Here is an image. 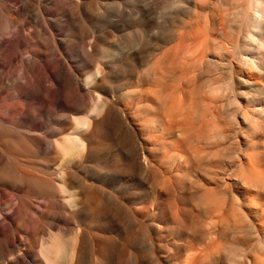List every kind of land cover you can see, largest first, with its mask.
I'll use <instances>...</instances> for the list:
<instances>
[{
  "label": "rangeland",
  "instance_id": "1",
  "mask_svg": "<svg viewBox=\"0 0 264 264\" xmlns=\"http://www.w3.org/2000/svg\"><path fill=\"white\" fill-rule=\"evenodd\" d=\"M72 1L76 4L59 0L55 35L62 62L69 72L73 71L81 87L73 83L57 87L58 97L65 99L59 98L62 105L54 123L44 122V127L34 131L0 132V169L16 180L17 188L32 183L26 178L28 174L48 179L58 169L62 173L59 185L62 178L68 179L70 171L73 175L75 208L66 205L64 201L70 195L57 184L59 223L51 229L47 209L43 210L45 219L32 228L30 247L37 252L49 249L52 231L60 236L59 258L63 264H79L77 259L84 252L88 253V264H217L221 256L225 264H231L237 255L244 261L252 258L258 241L246 218L239 180L250 155L257 165L264 157V93L251 90L252 98L247 103L242 95L246 88L236 75L240 71L234 68L240 66V52L253 55L257 61L262 53L253 45H244L236 1ZM46 19L50 17L46 15ZM45 38L44 55L48 59V36ZM228 42L235 46L230 48ZM259 63L264 68L263 62ZM97 71L102 74L98 90L106 96L110 115L96 127L90 149L77 154L69 164L62 149L38 152L25 136L48 141L47 133L54 129L55 139L63 142L92 108L94 100L86 85ZM124 88L133 95L118 101ZM71 96L77 100L67 108ZM158 98H162L161 103L156 102ZM183 100L187 108L180 103ZM241 106L247 109L241 111ZM244 111L253 120V131L242 129ZM169 116L174 117L173 122ZM157 117L165 120L167 130L163 133L144 124ZM177 117L179 124L175 126ZM135 149L142 152L138 169L130 165ZM177 153L187 155L183 171L175 161ZM44 195L51 199L52 193L47 190ZM38 196L30 195L36 205L33 215L41 212L34 203ZM134 208H138L136 213ZM59 258L57 264H62ZM44 264L49 263L45 260Z\"/></svg>",
  "mask_w": 264,
  "mask_h": 264
},
{
  "label": "bare ground",
  "instance_id": "2",
  "mask_svg": "<svg viewBox=\"0 0 264 264\" xmlns=\"http://www.w3.org/2000/svg\"><path fill=\"white\" fill-rule=\"evenodd\" d=\"M68 1L71 3L70 5L76 4L72 0H68ZM228 1L229 0H227L226 2H228ZM235 1L237 3L236 12L238 15V20L241 23L242 31H243L244 36H245V38H244L245 44L244 45L246 47L253 45L256 49L260 50V52L262 53V56H261V59L259 61L260 62L262 61L264 64V0H247V1L235 0ZM58 2H59V0H0V132L18 133V132H20L19 131L20 129H25V128H27L31 131H34L38 127L39 128L44 127L46 125V123H50V124L54 123L56 121V119H55L56 111L62 105V104H60V100H59V98L62 96L58 97L59 91H57V87H60V86L62 87V85L65 86L66 84H69V83H73L72 86L76 85L77 88L81 87L79 82L74 78V75L72 74L73 71L69 72L67 70L65 64L62 62L61 57H60L59 45H58L57 37L55 35V27H56L55 23H56V18H57V14H58V5H60ZM69 7H71V6H69ZM220 7H221V4H220ZM68 13H69V9H68ZM46 15L49 16L50 19L47 20ZM71 16H72V14H71ZM240 32H241V29H240ZM46 35L48 36L47 41H48V45H49L48 59H46L45 55H44V49H45L44 41H46V38H45ZM228 44H229L230 48L235 46V44L231 43V42H228ZM228 44L226 43L227 46H228ZM236 52H237V50H236ZM90 54H92V53H90ZM198 55H199V53H198ZM61 56H62V54H61ZM238 59H239L240 66H239V68H234V70L240 71V73H236V75L238 76L239 82L246 88V90L242 92V95H243L244 100L248 103L250 101L249 97L252 98V94L250 93L251 90L255 89L259 93H264V68L261 67L262 63L260 64L259 61H257L258 59L256 60V58L253 55H247V54H243L240 52ZM79 62H80V60H79ZM217 64H219V62ZM169 68H171V67H169ZM156 72H157V70H156ZM101 77H102L101 72H98L97 74L92 76L93 79L87 83V85H86V89L88 91L87 93L89 95H92V97H90V96L89 97L93 98V100H94V103L92 104V108L90 107L91 109H89V111L87 112V116H85L84 118L80 117L81 119L78 120V128L73 130L71 133H69L63 142H60V141L55 139L57 131L54 129L47 133L48 141H45L41 137L25 136V139L30 141L31 143H33V145L36 147L37 151L40 153L45 151V150L49 151V153H51V152H54L56 149L57 150L62 149L66 155L67 164L72 163L73 159L76 157L77 154H79L81 152L88 151L90 149V145H91L93 137L95 135L96 127L100 123L105 122L110 115V110L106 107V105H107L106 96H104L98 90L99 86H98L97 81ZM218 89H215V91H218ZM212 91H213V89H212ZM60 93H61V91H60ZM213 94H214V92H213ZM74 95H76V94H74ZM131 95H133V92L127 88H124L120 91L117 99H118V101H121V99L123 97L127 98V97H130ZM77 96L78 95H76V97ZM76 97L71 96L67 99V101H68L67 105H66L67 108L71 107V102L73 103L74 101L77 100ZM78 97H80V96H78ZM258 97H259V95H258ZM63 99H65V98H63ZM79 99H82V98H79ZM161 100H162V98H158L156 102H160ZM184 101L185 100H183L180 103H184ZM184 104H182V106ZM46 106H47V108H46ZM185 106H186V104H185ZM145 107H146V105H145ZM137 108H139V107H137ZM183 108L185 109V107H183ZM186 108H187V106H186ZM242 108L243 107L241 106V111L243 109L244 110L247 109L246 106L243 109ZM258 109L260 110V108H258ZM262 110H264V108ZM255 113H257V112H255ZM113 114H114V112H113ZM175 115L178 116L177 113H175ZM175 115H173V116H175ZM113 116H116V115H113ZM169 117L171 118V116H169ZM168 118L166 119V122H167ZM173 118H171V121L173 120ZM180 118L181 117L179 115V120H180ZM177 119H178V117L174 119L175 120L174 121L175 126L176 125L178 126V124H179L178 123L179 120H177ZM111 120L112 119H110V121ZM236 120L237 119H235V121ZM164 121L161 117H157L153 120H149L148 122L144 121V124L147 128H148V126L150 128V125H153L154 127H156V129L158 131H162V133H163V131L167 130L165 127L166 123ZM252 121L250 120L248 113H246L244 111V114L242 116V122H243L242 125H244V126H242V129L244 130V132H250V131H253L255 129L254 125L252 124ZM44 122H45V125H44ZM176 122L178 124H176ZM174 125L172 123V126H174ZM169 126H170V124H169ZM170 127H169V129H170ZM46 130H47V128H46ZM228 131H230V129ZM256 131H257V129H256ZM172 134L174 135V133H172ZM178 135L180 136L179 133H178ZM200 136H201V134H200ZM178 138H179V140L180 139L184 140L182 137L181 138L178 137ZM12 139H14V138H12ZM125 139H126V137H125ZM61 140H62V138H61ZM165 140H166V138H165ZM164 142H166V141H164ZM170 142L168 141L169 145L172 146V144H170ZM246 142H247V140H246ZM174 143L175 142H173V145L175 147V144L177 143V141L175 144ZM248 143H250V142H248ZM177 145H178V143H177ZM263 145H264V143H263ZM263 145H262V147H264ZM135 148H139V147H135ZM171 148L170 149L167 148L166 150H171ZM175 151H176V148H175ZM179 151H177V152H179ZM132 152L133 153H132V156L130 158L131 164L130 163L129 164L134 169L135 168L136 169L141 168L139 166V160L138 159H139V156L142 154V152L140 151V149H138V150L135 149ZM170 152H174V151H170ZM181 153H183V152H181ZM181 153L176 154L177 157L175 156V158H176L175 161L176 162L178 161L177 163H179V165H178L179 169L181 171H183L185 168V165L187 166L188 159H187V155H183ZM256 154H258V153L256 152ZM263 156H264V153H263ZM246 157H248V156L246 155ZM243 158L244 157H242V159ZM258 158H259V156H258ZM171 159H173L172 156H171ZM244 159H246V158H244ZM38 160H39V158H38ZM246 161H247L246 163L244 162L245 166H246V168H245L246 171L243 173L241 179L239 180L240 181L239 185H241V187L243 189L242 191H240V193L243 194L242 202L244 204H246L245 206L247 208L246 218L250 219L252 229L254 232L253 235L255 236V239L258 241V244H257L256 250L253 252L254 255L252 256V258L245 259V261H246L245 262L243 260V257L236 254L237 256H235L234 262H232L231 264H243L241 260H243L245 264H264V157L258 165L255 164L256 162H254L253 158H251V155H250L249 159H246ZM148 163H150V161ZM242 163H241V166H242ZM173 164H175V163H173ZM149 166L151 167V164ZM64 170H65V168H64ZM139 170H141V169H139ZM139 170H137L136 172H138ZM170 170H172V169H170ZM180 170H178V171H180ZM67 171H69V170H67ZM177 172H176V174H177ZM26 173L27 172H25V174ZM183 173L186 174L189 172H183ZM28 175H26V178H29V179L31 178L32 183L30 184V182H29L30 185L27 186V188H19V187L17 188L16 180L12 176H10L7 173V171H3L0 169V214H1L0 215V264H44L45 260L49 264L50 263L57 264V262H58L57 260H58L59 255H60V253H59L60 252V250H59L60 249V245H59L60 244L59 243L60 236H58L57 234H54L57 232H53V234H52V231L49 230L51 232V235L48 236V237H50V241H49L50 247L46 251H44L45 249H43V248H42L43 249L42 252L34 251L30 247L29 240H30V236L33 235V233H31L32 228L36 225H39L41 223L42 219L45 217L44 213L42 212L43 210L46 211V209H47V216H48V219L50 221L49 225H50L51 229H56L57 223H59L58 221L60 218V213L58 212V204H59V197L60 196H58V192L60 190L57 192V191H55V189H57V186L59 185L58 181H59L60 177H62V173H61V171H58V169L57 170L54 169L51 176H49L50 178H48L46 176L48 179L40 178V177H38V175L35 177L34 174H33V176H32V174H28ZM59 186H61V188L64 192H68L70 195V197L68 199L69 202H68V200H65V201L63 200V201L66 203L67 206L69 205L72 209H74L75 208V203L73 201V198H74L73 197L74 182H73V175H72L71 171L68 174V179L62 178V184L60 183ZM47 190H49L52 193L51 199L49 197L50 196L49 194H48L49 196L44 195L45 191H47ZM64 192H62V193H64ZM100 193H101V191H100ZM34 194H38L39 196H38L37 201H35V202L33 200L32 201L35 204L39 205V207H41L40 208L41 212H38L35 215H33L32 211L34 209H36V207H35L36 205L33 206V203L30 201V195H34ZM235 197H236V199H239L237 194ZM32 199H34V198H32ZM212 200H214V199H212ZM242 202H241V204H242ZM220 203H222V202H220ZM86 204H87V202H86ZM88 207H89V205H88ZM138 208H134L135 213L137 212ZM242 208H244V207H242ZM141 209H142V207H141ZM5 210L7 211V213H4ZM130 212L132 213L131 210H130ZM74 215H75V212L73 213V216ZM71 217H72V213L70 212V214L67 215V223H70ZM148 217H150V216H148ZM87 227H88V225H87ZM209 229H210V227H209ZM33 230H34V228H33ZM78 232H79V230H78ZM96 239H97V237H96ZM96 239H95V241H96ZM100 241H102V239H100ZM47 244H48V242H47ZM99 244H101V243H99ZM72 245L74 246V244H72ZM103 245H104V243H103ZM46 247H48V245ZM101 248H102V246H101ZM74 249H75V247H74ZM84 253L80 254L79 259H77L78 260L77 263L88 264V261H89L87 258L88 253L87 252H86L87 254H84ZM72 255H73V253H72ZM91 256H92V254H91ZM73 258L71 257V260ZM221 258H222V256H221ZM221 258L219 260L218 259L216 260L217 264H225ZM245 258H246V256H245ZM96 259H98V258H96ZM68 260H70V259H68ZM59 261H60V258H59ZM73 263H75V262L73 261Z\"/></svg>",
  "mask_w": 264,
  "mask_h": 264
}]
</instances>
